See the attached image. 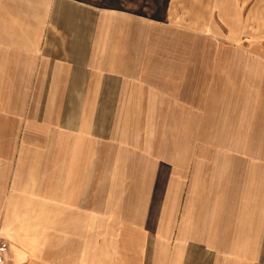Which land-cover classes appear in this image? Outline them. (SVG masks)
<instances>
[{
	"label": "crops",
	"instance_id": "obj_1",
	"mask_svg": "<svg viewBox=\"0 0 264 264\" xmlns=\"http://www.w3.org/2000/svg\"><path fill=\"white\" fill-rule=\"evenodd\" d=\"M20 1L0 0L4 264H264V198L247 196L250 173L264 190V51L228 55L224 35L166 21L170 0L158 19ZM119 118L153 131L151 147L191 128L208 148L187 177L167 155L140 173Z\"/></svg>",
	"mask_w": 264,
	"mask_h": 264
},
{
	"label": "rangeland",
	"instance_id": "obj_2",
	"mask_svg": "<svg viewBox=\"0 0 264 264\" xmlns=\"http://www.w3.org/2000/svg\"><path fill=\"white\" fill-rule=\"evenodd\" d=\"M27 1L29 0H21L20 2L24 4ZM46 1L49 0H42V2H46ZM80 1L90 2L98 6L105 5V6H110L111 8L116 7L123 10H130L133 11L134 13H140V15L142 16L144 14L145 15L148 14L150 16L156 17L157 19L162 16V13L159 10L164 9V3H165L163 2V0H123V3H121L119 0H80ZM234 5H238V6L236 7ZM168 10H169V18L166 19V15L164 18H162V19H166V21L168 22L173 21L176 22L180 27L187 28L191 26L189 22L190 21L189 19L191 18L192 22L194 23L193 27H195L199 31H201L202 29L206 32H209V35H214V36H216L215 34L217 33L219 35H224L226 37L225 43H226V50L228 55L239 53V50H241V52L245 55L251 54L252 52L254 53L256 52L257 55L263 54L262 51H264V0H170ZM214 13L216 15H214ZM185 14L186 15L188 14V17L186 19L184 18ZM220 20L225 22V24L222 25L220 23ZM110 25L111 24H109L108 28L110 27ZM220 30H224V31H220ZM119 31H120L119 28L114 29L113 36L116 35L119 36L120 34ZM233 34L235 37L233 36ZM160 37L161 40H169L168 36L166 35L162 34ZM239 38H247L248 40H246V42L244 43H240L241 41H239ZM249 40L250 41L252 40V44H250ZM219 68L220 66L217 67V69ZM118 124H119L118 137L120 140L124 139L125 141L127 140V142L138 143L137 144L138 153H135V156L138 157L136 168L137 170H139L140 173L143 172L146 173L147 171H152L153 168L155 167L154 160L161 161L164 159L162 156L167 155L169 156V162L167 163L168 167H171L179 176L184 178L186 175L187 176L189 175L188 173L191 172L192 169L191 164H193L195 150L197 149L199 152L200 151L203 152L205 148H208V145L206 144L194 145L195 134L194 133L192 134L191 128L178 130L177 133L175 132L176 133L175 135H171L174 132H169L168 135H170L171 137L174 136L173 137L174 140H171L169 136H165V138L168 137L171 140V145L170 142L164 141L163 143L159 144L156 148H154L151 147L150 144L151 139H153V134H154L153 131L126 132L127 130H131V128H135L129 126L126 118L124 119L119 118ZM139 126L141 128L143 127L142 122H140ZM194 131L195 130H193V132ZM175 138H181V139H175ZM179 140H180L179 144L174 146V144H176ZM224 145L225 144L223 141L219 143L218 146L220 149L218 150L223 151ZM236 145H238V148L240 147L239 142H234L233 146L235 147ZM123 156L125 155L122 154L121 158ZM117 159L118 158H116V161L114 160L115 163L117 162ZM222 160L224 161V158ZM220 162L222 161L221 160L211 161L212 167L213 168L216 167V164ZM165 164L166 163L164 162V165ZM161 165L159 164V166ZM118 167L119 166H116L115 170H117ZM107 170L109 176L111 170L108 166H107ZM227 176L231 179V181L232 178L234 180H239L237 174L233 175V177L230 174H227ZM248 176L249 179H251L252 181V184H250L251 189L247 190V196L249 194L248 196L249 202L250 201L260 202L264 198V190L260 191L256 187H254V181H256V177L258 176V173H250ZM160 186L162 187L163 184ZM230 195L232 196V198L238 197L236 190L235 191L232 190L230 192ZM156 198L158 199V201L160 200V197H156ZM109 201L110 203L112 202L111 199H109ZM244 205L245 202L243 201V199H241L236 204V207L237 209L239 208L243 209ZM225 211H226L225 216H228L230 212L229 207H226ZM154 212H157V215L159 216L160 208L158 207L157 210H154ZM97 218H100V216ZM1 241L5 242L2 239ZM8 252H9V244H8ZM8 254L9 253H7V256L5 257L6 259L8 257Z\"/></svg>",
	"mask_w": 264,
	"mask_h": 264
},
{
	"label": "built area",
	"instance_id": "obj_3",
	"mask_svg": "<svg viewBox=\"0 0 264 264\" xmlns=\"http://www.w3.org/2000/svg\"><path fill=\"white\" fill-rule=\"evenodd\" d=\"M7 253H8V244L2 242L0 239V264L4 263Z\"/></svg>",
	"mask_w": 264,
	"mask_h": 264
}]
</instances>
